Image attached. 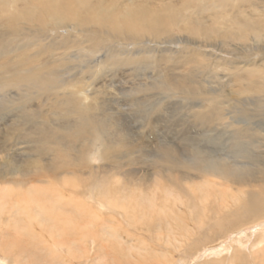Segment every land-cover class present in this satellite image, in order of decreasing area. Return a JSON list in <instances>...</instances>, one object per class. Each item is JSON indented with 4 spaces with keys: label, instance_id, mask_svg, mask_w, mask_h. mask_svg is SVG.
<instances>
[{
    "label": "rangeland",
    "instance_id": "obj_1",
    "mask_svg": "<svg viewBox=\"0 0 264 264\" xmlns=\"http://www.w3.org/2000/svg\"><path fill=\"white\" fill-rule=\"evenodd\" d=\"M115 1L0 0V264H264L239 181L263 208L264 39L154 40L144 17L182 0ZM237 7L264 25L261 0L181 15L205 28ZM186 154L204 163L184 185Z\"/></svg>",
    "mask_w": 264,
    "mask_h": 264
},
{
    "label": "bare ground",
    "instance_id": "obj_2",
    "mask_svg": "<svg viewBox=\"0 0 264 264\" xmlns=\"http://www.w3.org/2000/svg\"><path fill=\"white\" fill-rule=\"evenodd\" d=\"M135 1L137 3L149 4L151 7H154L156 5L155 2H157L155 0H135ZM219 1L223 2V0H182L179 4L178 3H174V4H178V5H174L173 3H170L168 9L164 13L159 14V15L152 14V15H149V16L144 17L143 22L145 23L146 21H150V24H144L145 33H143V34L146 35L148 38H151V39H154V40H158V38H160L162 35L168 34L171 31L172 28H178L180 30V32H183L184 34H188V35H191V36H193V35L194 36L195 35H200V36H203V37H206V38L219 37L221 40L222 39L223 40H227L228 39L227 40L228 42L231 41V40H233L234 42L235 41L236 42L237 41L242 42L245 39H247V40L254 39L253 36L258 37L259 35L262 36L261 39H264V28H263L264 25H263V23L251 24V23L246 22L243 19L241 20L240 18H238L239 17L238 16V13L240 11V10H238V7L235 9V16L232 19H230V20H226L225 18H223L218 11H213L211 13V15H210V17L212 19L209 21L208 25L206 24L205 28H203L202 26L200 27L199 24H194V22H193L194 19H192L191 16H187V14L181 15V12H183L184 10H185V12L187 10L188 11H191V8L193 6H196L198 8V7H201V5H204V4H213V3H217ZM115 2H116L115 0H111V1H109V0H98V1L93 0V2H91L90 0H83L82 5L80 6L81 9H82V11L80 9H78L77 10V15L78 16H80L81 14L85 15V14H87L86 13L87 10L89 11V13H91V12H93L95 10V8L98 9V10H100L102 12V11H104L103 8H105V6H107L108 4H109V6H111ZM152 2H154V4H152ZM261 2L264 5V0H261ZM78 4L80 5V3H78ZM257 4H258V2H257ZM134 7H135V5L132 3L130 5V8L133 9ZM153 10L155 11L157 9L156 8H153ZM197 15L198 14H196V16ZM94 20L97 21L98 18L95 17ZM101 21L102 20H99V22H101ZM164 22L167 24V26H164ZM214 22L222 23L220 25H223L225 27L224 30L221 31L219 27L214 28ZM133 27L134 26L132 24H130L127 29H131ZM227 27H228L229 30L227 29ZM239 27H243V28L245 27V28H244V30H240ZM118 29H119V27L116 30L117 32H118ZM169 34H171V33H169ZM219 38L216 39V40H219ZM242 64L244 66H246V67L249 66L247 63H242ZM240 65H241L240 63H237V66L234 67V68L238 69V67ZM251 66L254 69V68L257 67V64L254 63ZM260 68H261V66H258V68H256V69H260ZM217 77H218V74H217ZM238 135H239V137H241L240 134H238ZM186 151L188 152V150H186ZM186 156H187V154H186ZM168 157H173V156H172V154H168ZM163 162L166 163L167 160H163ZM201 163H204L202 159H200V161H199V159L196 158V157H194V156H191V157H190V155L187 156V158H185V161L183 162L182 168L175 175V177L177 178L179 176L178 179L181 180L184 185H186L187 184L186 182H189L190 181V176L193 177V175H197V178L200 177V173L202 171V165H201ZM240 171L241 170H239V172ZM156 172L161 173V170H157ZM216 172L218 173L219 176H224L223 170L220 171L217 167H216ZM238 174L239 173H237V176L240 177V178H242L241 175H238ZM219 176H216V177L217 178H220ZM202 178H204V177H202ZM168 179H171V178H168ZM214 181H220V179L213 180L212 182H214ZM239 181H240L241 187H244V188L247 189L246 190V195H245L247 201L245 203H243L241 205V207L247 213L250 214V217L251 218L257 219L260 215L261 216L264 215V207L263 208H260L256 204L258 202L259 195L261 196L263 194L261 192H258V193L255 194L254 191H252V190L249 189V185L247 183L245 185L244 182L241 179H239ZM214 184L216 186H220L221 185V182L220 183L214 182ZM189 192H190V194H189L190 196H193V197L195 196L192 189H191V191L189 190ZM192 200L193 201H196L197 198L195 197ZM210 210L211 209L209 207L203 206V207H201V210L200 211L203 214H205V213H210ZM211 212H214L215 215H218V216L222 217V215H220L219 213H216L213 210H211ZM97 214H98V212H94V215L95 216H97ZM25 217H27V216H25ZM227 217H229V216H226V217H223V218L227 220ZM93 218H95V217H93ZM223 218L220 219V222L219 223L222 222ZM24 220H26V219H24ZM95 220H96V218H95ZM25 225L27 226V224H25ZM58 227H60V226H58ZM26 229H27V227H26ZM30 232H31V230H29V233ZM32 233H33V231H32ZM31 237L34 238L33 236H31ZM18 242H20V240ZM13 243L14 242H11V245H13ZM48 243L49 242H47V244ZM9 244H10V242H9ZM19 246H21V245H19ZM35 246L36 245H34L33 247H35ZM14 247H15V245H14ZM16 247H18V246H16ZM15 250H16V248H15ZM19 250H21V249L19 248ZM9 251L11 252V250H9ZM19 253H20V251H19ZM21 253H23V252H21ZM15 254H18V253H15Z\"/></svg>",
    "mask_w": 264,
    "mask_h": 264
}]
</instances>
